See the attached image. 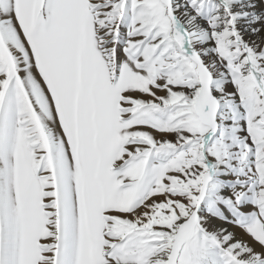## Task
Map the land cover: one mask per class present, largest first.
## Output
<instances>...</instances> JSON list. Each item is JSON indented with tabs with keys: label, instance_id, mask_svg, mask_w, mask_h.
<instances>
[{
	"label": "snow or ice",
	"instance_id": "obj_1",
	"mask_svg": "<svg viewBox=\"0 0 264 264\" xmlns=\"http://www.w3.org/2000/svg\"><path fill=\"white\" fill-rule=\"evenodd\" d=\"M0 264H264V0H0Z\"/></svg>",
	"mask_w": 264,
	"mask_h": 264
}]
</instances>
